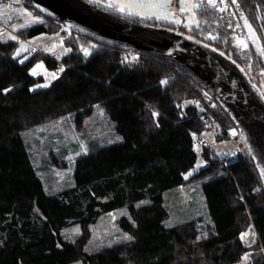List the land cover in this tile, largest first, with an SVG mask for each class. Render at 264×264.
Wrapping results in <instances>:
<instances>
[{
	"label": "trees",
	"instance_id": "trees-1",
	"mask_svg": "<svg viewBox=\"0 0 264 264\" xmlns=\"http://www.w3.org/2000/svg\"><path fill=\"white\" fill-rule=\"evenodd\" d=\"M21 1L41 16L18 31L21 38L64 27ZM63 37L70 50L59 61L35 52L23 63L15 55L19 40H0V264H233L247 249L241 236L251 226L257 235L253 262L264 263V188L249 153L214 158L204 144L206 165L193 175L202 179L208 209L204 235L195 218L165 224L163 195L184 184L197 159L194 133L213 123L224 126V133L233 126L224 109L159 56L135 51L137 59L122 64L121 48L73 28ZM41 58L57 71L47 87H35L41 77L30 73ZM95 104L114 121L120 139L79 155L74 184L46 193L22 131L64 115L79 127ZM120 207L127 214L118 225L131 239L86 250L89 225ZM74 223L81 224V233L65 239L62 229Z\"/></svg>",
	"mask_w": 264,
	"mask_h": 264
},
{
	"label": "rangeland",
	"instance_id": "rangeland-1",
	"mask_svg": "<svg viewBox=\"0 0 264 264\" xmlns=\"http://www.w3.org/2000/svg\"><path fill=\"white\" fill-rule=\"evenodd\" d=\"M103 7L114 10L120 14L132 16L140 19H155L157 22L167 21L181 23L184 11L176 6L173 7V15L154 16L143 12L138 8H127L123 11L120 6L127 5L132 1L123 0H91ZM142 1V0H140ZM27 6L21 0H2L0 1V40H13L15 36L19 40L15 55L20 61H24L35 52H42L50 55L58 61L62 55L70 50L63 42V36L59 32L52 34L40 33L28 38H21L18 31L27 28L41 21V16ZM129 12L139 13V15H129ZM159 17V18H158ZM65 27V26H64ZM71 28H66L68 34ZM23 45V49L21 46ZM86 51V50H85ZM19 52V55H17ZM133 58L130 62L137 59V53L129 49ZM42 65V68H37ZM62 66V62H59ZM35 69L36 74H33ZM30 73L33 76H40L35 87L48 84L53 78L54 69H49L44 59L36 60L30 67ZM224 126L213 123L210 129L201 133L194 134V148L197 152V159L193 167L185 174L183 185L171 187L165 191L164 204L168 210L165 224L174 225L185 222L192 218L198 221L201 229L200 236L204 235V228L208 223L209 215L207 204L203 195L201 181L202 179L193 176L202 167L206 165L201 151L204 144L210 147L211 155L214 158L228 157L234 159L238 156H245L248 149L240 135L233 136L228 132H223ZM22 135L26 139L31 161L41 178L46 193L57 194L60 190L70 187L74 184V164L76 158L87 153L97 146H104L119 140V134L114 130V121L107 115L103 106L95 104L94 111L86 116L79 127L75 126L72 115H64L57 119L43 122L40 125L25 129ZM202 137L200 141L197 138ZM217 156V157H215ZM57 157L58 164L54 161ZM144 203V202H141ZM127 214L125 207H120L115 211H108L101 214L89 225L90 236L85 243V249L90 251L101 245H112L114 243L126 240L129 234L123 231L118 225V219ZM80 223L71 224L62 229V235L65 239L75 240L81 233ZM242 234L243 241L247 249L241 259L233 264H254L253 256L257 253L252 249L257 235L247 228ZM247 256V259H245ZM69 264H83L82 260H77ZM264 264V263H261Z\"/></svg>",
	"mask_w": 264,
	"mask_h": 264
},
{
	"label": "water",
	"instance_id": "water-1",
	"mask_svg": "<svg viewBox=\"0 0 264 264\" xmlns=\"http://www.w3.org/2000/svg\"><path fill=\"white\" fill-rule=\"evenodd\" d=\"M28 1L82 35L109 46L152 53L188 73L232 120L228 132L242 137L264 188V96L234 60L167 21L123 15L91 0ZM141 3L156 5L138 8L156 17L166 18L172 12L170 2Z\"/></svg>",
	"mask_w": 264,
	"mask_h": 264
},
{
	"label": "flooded vegetation",
	"instance_id": "flooded-vegetation-1",
	"mask_svg": "<svg viewBox=\"0 0 264 264\" xmlns=\"http://www.w3.org/2000/svg\"><path fill=\"white\" fill-rule=\"evenodd\" d=\"M162 1L170 2L171 16L174 6L185 8L181 23L169 25L226 53L264 96V0H215L216 7L208 0H156Z\"/></svg>",
	"mask_w": 264,
	"mask_h": 264
},
{
	"label": "snow or ice",
	"instance_id": "snow-or-ice-1",
	"mask_svg": "<svg viewBox=\"0 0 264 264\" xmlns=\"http://www.w3.org/2000/svg\"><path fill=\"white\" fill-rule=\"evenodd\" d=\"M208 3H209L212 7H216L215 0H208ZM232 3L235 4V3H236V0H232ZM125 7L129 8V9H131V8H143V7H149V8H151V7H156V5H151V4L145 5V4H142V3L130 2V3H128L127 5H122V6H120V10L123 11ZM191 7H193V8H195V7H200V5H198V4H193V5H191ZM184 10H185V8L182 7V8H181V11H184ZM223 10H224V9H221V11H223ZM128 14H129V15H139V13H134V12H129ZM158 18H159V17H158ZM175 22L178 23L179 21H175ZM245 23L247 24V21H245ZM248 27L251 28L250 25H248ZM11 39L15 40L16 37L13 36V37H11ZM21 48L23 49V45L21 46ZM86 54H87V53H86ZM221 54H223V53H221ZM17 55H19V52H17ZM21 63H23V61H21ZM37 68H42V65H37ZM60 71H64V69L61 68ZM33 74H34V75L36 74L35 69L33 70ZM55 75H56V74L53 73V77H55ZM41 86H43V87H47L48 85L45 84V85H41ZM4 91L7 92V91H10V89H5ZM244 235H246V234H242V236H241L242 239H243ZM126 239H131V237H126ZM245 259H247V256H245Z\"/></svg>",
	"mask_w": 264,
	"mask_h": 264
},
{
	"label": "built area",
	"instance_id": "built-area-1",
	"mask_svg": "<svg viewBox=\"0 0 264 264\" xmlns=\"http://www.w3.org/2000/svg\"><path fill=\"white\" fill-rule=\"evenodd\" d=\"M0 1H2V0H0ZM66 28H68V27H63V29L61 30V32H60V34L62 35V36H66L67 34H68V31L66 30ZM119 60H120V62L122 63V64H126V63H129L133 58L131 57V54L129 53V50H126V49H121L120 50V52H119ZM58 65H59V62H58ZM60 66V65H59ZM57 71L55 70V73H56ZM195 103H197V100H195L194 101ZM194 134H196V133H194ZM198 140H202L203 138L202 137H198L197 138ZM195 140L196 139H194V142H195ZM205 145H207L208 147H210L208 144H205ZM215 157H217V156H215ZM250 231H252V232H255L256 233V229L253 227V226H251L250 227Z\"/></svg>",
	"mask_w": 264,
	"mask_h": 264
},
{
	"label": "crops",
	"instance_id": "crops-1",
	"mask_svg": "<svg viewBox=\"0 0 264 264\" xmlns=\"http://www.w3.org/2000/svg\"><path fill=\"white\" fill-rule=\"evenodd\" d=\"M23 136V135H22ZM23 139H24V142H25V145H26V148H27V150H28V154H29V157H30V153H29V148H28V146H27V143H26V139L24 138V136H23ZM120 139V138H119ZM118 141V140H117ZM116 142V141H115ZM97 147H99V146H97ZM30 159H31V157H30ZM45 186V185H44ZM118 209V208H117ZM116 210V209H115ZM115 210H112V211H115Z\"/></svg>",
	"mask_w": 264,
	"mask_h": 264
}]
</instances>
